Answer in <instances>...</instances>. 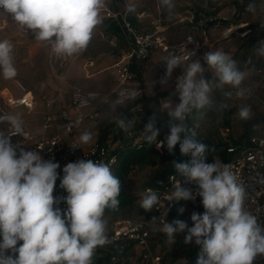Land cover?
Returning a JSON list of instances; mask_svg holds the SVG:
<instances>
[{"label":"clouds","instance_id":"clouds-1","mask_svg":"<svg viewBox=\"0 0 264 264\" xmlns=\"http://www.w3.org/2000/svg\"><path fill=\"white\" fill-rule=\"evenodd\" d=\"M158 4L169 15L176 6L175 0H158ZM104 6L105 0H0V9L10 14L21 29L49 45L56 54L68 57L88 47L95 28L102 23ZM261 9L264 0H249L245 6V11L252 15ZM136 10V3L127 4L128 12ZM260 28L264 29V21ZM254 51L264 57V40L257 41ZM195 56L196 52L190 51L186 63L175 52L161 57L165 71L156 81L161 87H167L174 70L182 68V74L175 80L178 102L173 104L169 100L162 105L169 129L163 140L158 139L157 112L148 118L141 136L148 146L155 145L157 149L166 146L171 154L179 144L181 154L190 155L189 161L174 162V167L187 184L196 186L195 193L177 181L169 202L175 205L199 196L205 211L191 214V227L184 220L174 219L165 220L160 230L171 244L176 234L186 231L184 242L194 239L200 246L196 264H253L257 256L264 255V224L245 209V187L238 182L232 166L219 161L206 162L209 146L196 140L195 131L186 124L193 114L196 119H203L206 111L217 104L227 108L226 101L233 95L245 98L250 91L241 87L246 73L222 49L209 50L202 58L193 59ZM0 73L8 80L17 76L13 44L6 39L0 40ZM226 86L235 92L226 91ZM216 92L221 94L222 101L216 100ZM138 95L135 89L122 90L112 102L114 122L124 132L134 127L135 120L117 110ZM77 99L82 106L88 104L87 98ZM236 115L241 120H250L251 106H241ZM0 123H6L17 135H24V122L19 114L0 115ZM75 123L78 125L80 121ZM12 137L0 130V264H93L97 247L108 242L105 210L118 209L120 180L109 164L80 159L63 167L60 188L68 195L56 198L53 192L59 178V163L45 160L38 151H27L13 144ZM92 141L89 130L79 136L80 144ZM159 199L157 191L149 188L140 207L145 211L159 208ZM61 200L67 204L66 211L54 207ZM184 211L183 206L177 208L178 214Z\"/></svg>","mask_w":264,"mask_h":264},{"label":"rangeland","instance_id":"rangeland-1","mask_svg":"<svg viewBox=\"0 0 264 264\" xmlns=\"http://www.w3.org/2000/svg\"><path fill=\"white\" fill-rule=\"evenodd\" d=\"M118 0H106V4L114 10H123V2L118 3ZM129 1V0H127ZM148 0H138V2L146 3ZM158 1V0H157ZM249 0H175V9L173 13H179L177 17L180 19L177 22L173 19V24L166 10L161 13L162 22L166 25V31L170 36V40L178 41L183 36L191 34L199 42L202 28L207 29V36L213 42L214 50L222 49L230 54L233 59L238 62V66L246 73V79L241 87L250 90L245 98H237L235 95L226 101L227 108H220L217 105L206 111L203 119H196L193 116V131L195 137H202L211 141H223L224 135H229L232 138L247 139L248 136L258 134L264 129V81L257 72L258 68L264 69V57L257 56L254 48L258 40H264V29L260 28V23L264 21V9H261L256 15H252L245 11V6ZM137 3V0L134 2ZM127 8V7H125ZM143 8L154 10L152 5H146ZM177 22V23H176ZM139 26L140 30L149 31L152 25L145 21ZM104 28L106 21L102 20ZM168 24V25H167ZM102 26V25H101ZM171 26V27H169ZM251 26V30L244 34V31ZM232 28L227 32L228 28ZM97 36H92L88 47L80 53V56L93 55L90 47H95L104 43L97 42ZM117 38L112 40L117 44ZM8 40L13 44V62L17 69V76L11 80L4 79L0 73V91L5 86H9L14 79L21 80L26 87L32 90L34 96L33 107L27 109L25 107H17L11 110L12 114H19L23 119L24 126L33 131L41 132L44 128L45 119L43 116H49L53 127H60L61 122L58 120L59 110L65 105L70 96V88L76 83L81 84L83 81L81 76L82 66L79 64L81 57H68L66 55L56 54L49 45L39 42L34 39L32 34L19 27V25L11 19L10 14L0 10V40ZM102 39H107L106 35ZM97 40V41H96ZM118 47V45H117ZM87 50L89 52H87ZM116 53V51H113ZM119 54V53H117ZM82 56V57H83ZM251 59V63H249ZM77 61V62H76ZM161 61V60H160ZM139 77L135 76V81L143 89V99L157 92H167V97L152 99L154 104L147 111L148 118L157 112L158 123L163 130H168L166 121L168 116L163 110L162 105L169 100L173 104L178 102L175 91V77L179 69H175L172 79L167 87H161L156 81L163 75L165 68L161 62L159 66H154L150 60L145 64L138 66ZM158 72V76H157ZM83 74V73H82ZM210 76V74H208ZM226 91H233L229 86H226ZM217 101H222L223 97L219 92L214 93ZM3 100L0 97V105ZM250 105L252 108V118L244 121L236 115L239 108L243 105ZM129 109V108H126ZM122 111L126 115L127 110ZM118 112L120 109L117 110ZM116 113L112 110L104 119L98 120L95 123V129H102L103 126L114 120ZM137 115V114H135ZM43 118V119H42ZM227 122V123H226ZM103 123V124H102ZM225 126H229V131H225ZM48 129L47 135L57 134L60 130ZM0 130H4V125L0 123ZM124 141V140H123ZM122 141V145L126 142ZM119 148V146H118ZM207 158L209 154L207 153ZM218 161L216 156L212 160H206L211 163ZM159 165V164H158ZM154 166H134L127 174L123 187L126 191H131L138 196L136 206L132 205L129 208L117 214H105L107 220V230H109L112 220L117 216H134L141 211L140 202L142 200V188L159 174L160 167ZM201 199L192 203V206L178 219L184 220L188 226H193L191 214L193 212L202 214L204 212ZM170 219L169 222H171ZM186 231L176 234L173 244L167 242V237L163 233L162 239H159L160 247L165 251V256L168 260L174 257H185L186 253L194 244V239L190 243H185Z\"/></svg>","mask_w":264,"mask_h":264},{"label":"built area","instance_id":"built-area-1","mask_svg":"<svg viewBox=\"0 0 264 264\" xmlns=\"http://www.w3.org/2000/svg\"><path fill=\"white\" fill-rule=\"evenodd\" d=\"M162 11L163 9L159 6L158 1L154 10L143 8L136 10L135 13L128 12L127 8L121 11L114 10L105 3L104 8L101 10V17L102 19L116 21L124 29L127 49L114 64L115 83L110 90L102 92L79 85L71 86L70 106L76 115L71 117L68 113V108H62L59 111V117L63 121V128L66 134H73L77 126L75 121L79 120L82 122L86 119L97 118L100 114V108L116 100L122 90L135 89L139 92L136 99L142 96V89L135 81V73L130 68L131 63L146 60L156 51L164 54L175 52L183 57V62L186 63L188 62L190 51H195L196 56L193 59H198L202 58L205 52L214 50L213 42L209 40L207 29L205 28L200 30L201 37L199 42L191 34L185 35L177 42L170 41L164 31V24L161 17ZM128 17H132L135 24H132ZM145 19H151L153 22V27L149 31L139 29V26ZM231 29L230 27L226 31L229 32ZM248 31H250L249 28L244 31V34ZM189 40L192 42L189 43ZM197 45H199L198 48ZM201 63H203L202 59ZM178 69L179 72L176 77L182 74V68L178 67ZM257 72L259 73L260 69ZM12 84L18 91V94L13 95L11 92H7L2 96L3 104L0 105V115L12 114L11 110L17 107H25L28 109L33 107L34 97L31 90L19 79H14ZM90 93L94 95L89 96ZM77 97L82 99L87 98L88 104L82 106ZM44 119V127L46 128L49 126L51 118L44 116ZM1 124L4 125V131L13 136L11 138L13 144H18L27 151H38L45 160L51 159L59 163L60 168L57 169L59 178L56 181L53 192V196L56 198L66 197L68 195L64 189L60 188L63 167L67 163L76 162L80 159H91L95 162L109 164L113 171L118 161L115 149L108 143H94L84 147L77 140L65 142L59 134L44 137L31 131L24 125V135L21 136L15 134L6 123ZM227 130L228 128H225V131ZM124 133L128 138L133 135L131 130ZM241 143L240 146L229 145L226 148L227 152L233 155L224 164L232 166L231 170L237 175L238 182L245 187V209L257 216L258 221L264 224V129L258 134L249 136ZM153 148L159 156L169 155L166 146L157 149L153 145ZM177 181L180 182L182 187L192 188L195 193L196 186L194 184H187L183 176L169 174L164 178L157 179L153 185L144 187L142 196L149 188L157 191L160 198L157 206L159 208L154 207L151 211H145L142 208L134 216L115 217L111 222L109 230L106 231L108 242L98 248L109 251L110 247H118L122 252L131 244L138 243L142 248L140 252L141 264H164L163 255L155 251L150 245V237L162 227L165 220L169 222L171 219V212L176 204L173 205L169 202V195L174 190ZM199 199L200 197L197 196L195 200H189V202L194 203ZM180 202L186 201L182 200ZM57 206L62 211H66L67 209V204L63 200L58 205H54V207ZM117 257L114 253L111 254V262L116 261ZM253 264H264V255L257 256Z\"/></svg>","mask_w":264,"mask_h":264},{"label":"crops","instance_id":"crops-1","mask_svg":"<svg viewBox=\"0 0 264 264\" xmlns=\"http://www.w3.org/2000/svg\"><path fill=\"white\" fill-rule=\"evenodd\" d=\"M118 1L117 2L121 3V4L123 2V8H125V7H127V4L129 2H135L136 0H129V1L118 0ZM105 3H106V0H105ZM137 3H138L137 4V10L143 9V7L146 5H152L153 8L155 9L156 5H157V0H148V2L146 1V3H141V2H138V0H137ZM178 16H179V13H173L172 14L170 19L173 21L172 22L173 24H171V26L175 24L173 19H176L177 22L180 21V19L177 18ZM144 21H145V23L149 22L153 27V22L151 19H145ZM142 24H144V23H142ZM171 26H169V27H171ZM152 27H151V29H152ZM167 29H166V25H164L165 34L168 37H170L166 31ZM105 35H106L107 39H102ZM93 36H97L96 37L98 40V41L96 40L97 42H100L101 44L104 43V44L103 45L98 44L93 48L90 47V50H91V52H93L92 53L93 55H88V56L82 55L83 57L80 56V53L73 55L74 58L75 57H81V58H79V60H82V61L79 64L82 66L81 76L84 77V78H82L83 81H81V84L76 83V85L82 86L84 88L95 89V90H99V91L104 92V91L110 90L113 87V85L115 83L114 64L125 53L127 48H126V44L123 41V37H121V36H120V38H117V44H114L112 40L116 39V35H114L113 33H111L108 30H105L102 23L95 28V30L93 32ZM170 41H172V40H170ZM172 42H177V41H172ZM117 45H118V47H117ZM113 51H116V53H113ZM87 52H89V51L87 50ZM117 53H119V54H117ZM163 55H166V54H164L160 51H156L148 59L136 61L134 64L136 65V68L138 69V66L140 64H144V63L146 64L148 60L149 61L151 60L153 62L154 66H159L162 62L160 60H161V57ZM157 76H158V72H157ZM7 92H11L13 95L18 94V91L16 90V88L14 87V85L12 83H10L9 86H5L3 89H1V91H0L1 99H2V96ZM31 92H32V90H31ZM32 95H33V92H32ZM143 96H144V92L142 89V96L140 98H138L134 101L127 102L125 107L119 108L120 109L119 112H122L126 108H129V109H126L127 110L126 116L129 120H131L132 118L135 120L134 127L130 129L133 133L132 137H130V138H128L125 135V133L118 128V126L116 125L114 120L110 121L108 124L103 126L102 129H100V130L95 129L94 125L96 122H98V120L104 119V117H107L109 114H112V110H113L111 107L112 103L102 106L100 108V114L97 118L86 119V120H83L82 122H80L75 127L73 134H66L65 133L64 128H63V121L61 120L59 115H58V120L61 122V126L55 128V127H53V123H52L51 126L48 128H50V129L55 128L57 130H60V132L57 134L61 135L65 142H69L71 140L79 141V136L84 130H89L93 134V141L90 144L108 143L114 149H117L118 146L119 147L122 146L123 140L126 143L141 142V141H143L142 136H141V130L143 129L144 125L146 124L144 122V119L145 120L147 119V113L146 112L149 111V107L152 106V104H154V101H152V99H150V100L148 99L150 96L146 100L143 99ZM167 96L168 95L158 96V97L153 98V99H157L160 97H167ZM62 108H68V113L71 117L76 115L70 106V96H69L67 103L65 105H63L60 108V110ZM140 109H142V111H140ZM135 114H137V115H135ZM43 118H44V116H43ZM157 127L160 129V134L158 136V139L163 140L169 131L163 130L162 126L159 124H157ZM42 129L43 130L41 132L33 131L31 129L30 130L33 132H36L37 134L42 135L44 137H51L53 135H56V134L47 135L48 129H46L45 127ZM106 130H107L106 135L104 136V138L102 140H100L99 135L103 131H106ZM90 144H82V146L85 147V146H88ZM160 229L161 228H159V230L157 232H155L151 235L150 245L152 246V248L155 251H157L163 255L164 264H182L185 261V257H183V256L182 257H174V259L171 258L172 260H168L167 257L165 256V251H164L162 246L160 247V242L158 241L159 239H162V236H163V232ZM141 249L142 248H141L140 244L133 243L126 250L118 253V255H117L118 257H117L116 261L112 262L111 264H141V260H140Z\"/></svg>","mask_w":264,"mask_h":264},{"label":"trees","instance_id":"trees-1","mask_svg":"<svg viewBox=\"0 0 264 264\" xmlns=\"http://www.w3.org/2000/svg\"><path fill=\"white\" fill-rule=\"evenodd\" d=\"M128 19L132 24H135V21L132 17H128ZM102 20H105L107 24L105 30L110 31L114 35L118 36V38H120V36L123 37V41L126 44V48H127V42L124 37V29L116 21L107 20V19H102ZM248 28L251 30V26H249ZM130 68L135 73V76L139 77V72L134 63H131ZM258 69H260L259 75L262 77V80L264 81V69H262L261 67H259ZM166 95H168L167 92H158L150 96L148 99L150 100L158 96H166ZM194 115L195 114H193V116ZM193 116H190L186 120L187 126L192 130H193V126H192ZM225 128H228V130L230 129L229 126H225ZM106 132L107 130L103 131L99 135L100 140L104 138ZM224 137L225 138H223L224 139L223 141H218L215 143L209 139L202 137H195V139L209 146L210 151L208 152L209 156L207 158L209 161L213 159V156H216L219 162L226 163L232 158L233 155L232 153L227 152L226 148L229 145L240 146L242 144L241 143L242 140H240V138H232L228 134L224 135ZM115 152L117 154L118 161L116 166L114 167L113 172L121 182V191L118 197L120 204L117 210H111V209L105 210V214H110V215L113 214L115 215L125 210L126 208L131 207L132 205L136 206L138 196L131 191H126L123 187L125 178L132 167L138 165L156 166L159 164L158 165L160 167L159 174H157V176H155L152 179V181H150L148 184L145 185L147 186V185H153L157 179L164 178L169 174L182 176L180 173L176 171L174 167V162H187L191 158L190 155L181 154L179 144L176 146L173 153L171 154L169 153V155L167 156H159L156 150L153 148V145L148 146L147 143H145L144 141L126 143L120 146L119 148L115 149ZM144 187L142 189H144ZM181 206H183L186 211L192 206V203L189 201L177 203L171 212L172 220L180 218L185 213L184 211L183 214H178L177 208ZM17 247H19V244L17 245ZM109 249H110L109 251H104L102 248L97 247L93 256V264H111L112 263L110 259L111 254L114 253V255H118V253L121 252L118 249V247L116 248L110 247ZM199 252H200V246L197 245L194 240V244L191 247V249L186 253L185 261L182 264H196V260L198 258Z\"/></svg>","mask_w":264,"mask_h":264}]
</instances>
